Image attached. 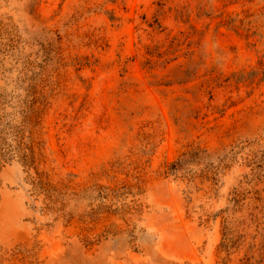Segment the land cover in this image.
I'll use <instances>...</instances> for the list:
<instances>
[{"label":"rangeland","instance_id":"374dc122","mask_svg":"<svg viewBox=\"0 0 264 264\" xmlns=\"http://www.w3.org/2000/svg\"><path fill=\"white\" fill-rule=\"evenodd\" d=\"M0 264H264V0H0Z\"/></svg>","mask_w":264,"mask_h":264}]
</instances>
